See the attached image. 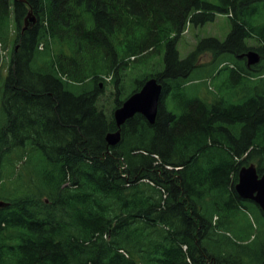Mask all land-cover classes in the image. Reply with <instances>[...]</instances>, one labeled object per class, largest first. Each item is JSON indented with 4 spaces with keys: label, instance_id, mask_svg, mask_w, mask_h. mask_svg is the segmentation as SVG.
Here are the masks:
<instances>
[{
    "label": "trees",
    "instance_id": "1",
    "mask_svg": "<svg viewBox=\"0 0 264 264\" xmlns=\"http://www.w3.org/2000/svg\"><path fill=\"white\" fill-rule=\"evenodd\" d=\"M9 4L18 46L0 89V264H264V214L235 190L242 166L264 171V0H0L2 43ZM28 12L36 22L22 29ZM217 14L226 37L181 58L186 27ZM249 49L260 55L250 66ZM150 60L123 90L126 70ZM151 77L162 84L154 123L136 113L109 145L113 110Z\"/></svg>",
    "mask_w": 264,
    "mask_h": 264
},
{
    "label": "rangeland",
    "instance_id": "2",
    "mask_svg": "<svg viewBox=\"0 0 264 264\" xmlns=\"http://www.w3.org/2000/svg\"><path fill=\"white\" fill-rule=\"evenodd\" d=\"M213 1V0H212ZM30 11V10H29ZM31 16H34L31 14ZM8 23H9V30L7 32V37L4 41V43L0 42V89H2V85L4 82V78L7 74L8 67H9V60L10 56L12 54V51L15 46H18V43L14 41V37L16 35V24L13 19V8L12 5L9 4V11H8ZM26 16H24L25 18ZM24 18L22 19L21 26H24ZM36 21L32 23L35 24ZM230 31V20L228 16L223 15V14H217L215 16L214 21L212 22H207L201 26H187L185 31L183 32L181 38L179 39L177 43V49L179 51V56L181 58L185 57L188 52H190L196 45L197 41L201 38L204 37H216L220 40H223L228 32ZM261 45V41H259L258 38L255 36H252L248 39V46L249 47H258ZM161 58V55L158 54L157 52L154 53L152 57V63L159 61ZM212 59V54L210 53H204L201 55L199 61L201 63L208 62L209 60ZM242 61H245L244 58L241 59ZM151 60L148 61L147 64L140 63L137 67V69L133 68L131 71L126 70V73L123 75V81L121 82L122 89L125 90L126 92H129L133 89L136 77L141 74H146L151 72V66L150 64ZM125 71V70H124ZM198 77H201V73L195 72L192 75V83L190 84L191 88H188L190 91H195V78L198 79ZM104 79V77H103ZM105 87L104 89V94L101 97V105H104L105 111H110L113 106H114V97H115V87L112 79H110V76H105ZM209 85L213 88H217L218 86L221 85L222 80L214 79L210 80L209 79ZM215 81V82H214ZM101 86H102V82ZM91 84H87L86 86H89ZM92 86V85H91ZM110 113V112H108ZM24 161H22L23 163ZM19 163V167L22 169L21 164ZM248 165V164H247ZM256 205V204H255ZM257 206V205H256ZM258 207V206H257ZM259 208V207H258ZM260 209V208H259ZM261 211V210H260ZM262 212V211H261ZM250 221L252 222L254 226V234H257L256 241H258L260 238L263 237V231L261 228V223L259 218L253 214H251L249 211L247 212ZM263 214V213H262ZM242 216V215H241ZM243 217L242 216L240 219L242 220V226H243ZM258 221V222H257ZM259 224V225H258ZM252 246V245H251Z\"/></svg>",
    "mask_w": 264,
    "mask_h": 264
},
{
    "label": "water",
    "instance_id": "3",
    "mask_svg": "<svg viewBox=\"0 0 264 264\" xmlns=\"http://www.w3.org/2000/svg\"><path fill=\"white\" fill-rule=\"evenodd\" d=\"M31 14L28 12L24 18L22 29L32 26V23L36 21V18ZM240 57L246 58L248 66L256 64L260 60L258 51L254 49L243 52ZM161 94L162 84L155 77L147 79L139 90L131 93L120 106L113 110L117 129L106 134L107 143L116 145L120 141V127L136 113L142 114L149 123H154ZM235 190L241 198L253 201L264 214V171L258 173L255 164L242 166L238 171ZM2 205L3 203L0 202V206Z\"/></svg>",
    "mask_w": 264,
    "mask_h": 264
},
{
    "label": "flooded vegetation",
    "instance_id": "4",
    "mask_svg": "<svg viewBox=\"0 0 264 264\" xmlns=\"http://www.w3.org/2000/svg\"><path fill=\"white\" fill-rule=\"evenodd\" d=\"M245 59V57H243ZM246 60V59H245Z\"/></svg>",
    "mask_w": 264,
    "mask_h": 264
}]
</instances>
